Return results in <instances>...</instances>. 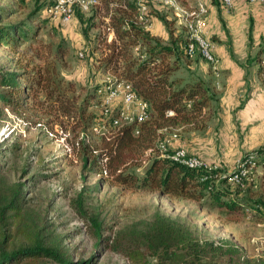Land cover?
I'll return each mask as SVG.
<instances>
[{"label":"trees","instance_id":"obj_1","mask_svg":"<svg viewBox=\"0 0 264 264\" xmlns=\"http://www.w3.org/2000/svg\"><path fill=\"white\" fill-rule=\"evenodd\" d=\"M113 1L121 4L111 6ZM54 2L50 0L40 4L37 9L45 12ZM103 7L110 17L99 34V47L104 50L103 70L132 83L133 90L148 104V120L110 127L115 112L111 117L89 112L90 107L100 104L99 87L78 104L74 96L60 88L53 69L49 67H39L35 76L27 78L29 84L24 85L19 82L20 72H2L0 102L20 116L25 115V108L36 107L45 114L52 129L59 125L61 130L74 133L73 140L67 139L83 168L101 176L97 187L102 182L112 181L130 189L156 190L174 197L197 200L212 193L217 206L239 209L237 200H223L226 192L216 187L221 175L219 168H190L161 156L158 147L173 128L202 127L206 108L215 99L204 80L174 75L185 52L187 36L174 39V33L169 31L171 43L164 44L160 37L136 21L141 7L133 0H104V6H99L96 14L101 15ZM75 14L86 21L77 6ZM146 17L149 18L150 14ZM2 19L0 12V44L9 43L17 36L28 37L27 30H23L21 25H3ZM160 19L166 23L164 17ZM110 31L114 37L109 41ZM172 56L175 57L173 62ZM253 61L258 64L264 81V50ZM41 94L44 98L40 97ZM27 116L30 118L32 114L27 113ZM37 116L43 121L42 116ZM38 120L35 122H41ZM96 123H106L110 127L106 135L100 133L99 142H94L93 136L87 132ZM149 149H153L156 155L139 175L135 167L142 166L144 154ZM257 151L264 154V144ZM173 152V148L168 150L170 154ZM230 175L228 173L222 180L228 182ZM26 190L24 182L11 181L1 173L0 163V264H46L47 261L54 264H94L97 253L85 260L72 259L55 233L48 218V209L33 205L26 197ZM87 200L84 186L70 203L95 240L96 248L122 254L131 264H152L153 259V264H219L217 259L224 256L234 264H264L245 258L239 248L227 241L201 240L187 225L159 211L150 219L132 222L107 236L104 219L99 212L90 210Z\"/></svg>","mask_w":264,"mask_h":264},{"label":"rangeland","instance_id":"obj_2","mask_svg":"<svg viewBox=\"0 0 264 264\" xmlns=\"http://www.w3.org/2000/svg\"><path fill=\"white\" fill-rule=\"evenodd\" d=\"M49 1L0 0L2 24H18L28 32L27 38L17 36L9 43L0 44V74L20 72L19 82L24 85L29 84L27 78L35 76L39 67H49L53 69L60 88L81 104L108 80V75L103 70L104 50L99 47V34L105 29V22H109L110 17L104 7L101 15L96 14L97 8L104 6V0H98L97 7L89 5L81 10L86 21L75 14L70 22L64 23L59 18L49 16L42 9H37L40 4L44 5ZM133 1L141 7V13L144 11L150 14L149 19L156 18L162 22L161 25L164 24L168 34V39L161 38L164 44L171 43L169 31L174 33V39L181 35L187 36L185 27L179 22L169 0ZM206 1L208 11L210 3L226 8L218 0ZM180 2L194 4L195 0ZM244 3L251 4L246 1ZM120 4L118 1L111 2L114 7ZM236 5L237 3L233 7ZM142 6L146 9L142 10ZM161 17H164L166 23ZM220 20L223 22L221 15ZM251 21L253 23L252 19ZM174 58L171 57V62ZM194 58H189L183 52L179 69L174 75L183 79L196 77L188 68V59L195 60ZM262 95H258V98L264 101V90ZM40 97L44 98V94ZM242 104L244 107V100L240 101V105ZM240 105L231 112L224 113V117L221 113L218 119L212 121L210 137L221 153L212 162L208 161L214 168L221 170L216 187L226 192L222 199L237 200L240 203L239 209L217 206L212 193L197 200L174 197L156 190L130 189L112 181L102 182L97 187L101 176L83 168V163L73 152L67 139H72L74 133L61 130L59 125L52 129L45 114L36 107L25 108V115L20 116L2 102L1 173L11 181L24 182L27 186L26 197L31 203L48 209V218L56 235L75 261L91 258L97 253L94 264H131L122 254L105 249L98 250L95 240L86 231L83 220L72 208V198L85 186L88 206L91 211L101 214L107 236L132 222L150 219L159 211L187 225L201 240L216 243L227 241L239 248L245 258L254 263L264 262V154L257 151L264 144V114L258 124L261 125L260 129L257 128V133L253 132L251 126L254 123H245L243 119L244 112L251 114V106L241 110ZM122 106L123 102L118 99L112 107L116 109ZM218 110L222 112L220 106ZM89 112L101 116L102 106L95 104L89 108ZM27 113H31L32 117L28 118ZM37 115L42 116L43 121L38 120ZM37 120L41 122L36 123ZM95 126L99 124H93L87 132L93 136L94 142H99L101 134L94 129ZM173 129L172 132L179 130V137L171 138L172 132L167 134L170 139L169 146L184 148L191 153L188 145L178 144L190 141L192 128L188 126ZM235 134L241 142L240 147L243 142H249L247 149L240 152L234 146L229 148L228 142L234 140ZM251 153H259L258 162L250 168V173L241 183L222 180L225 175L235 170L239 158ZM155 155L156 152H151L150 149L144 154L142 166L135 167L139 175L143 174ZM217 260L219 264H234L229 261L228 256ZM154 262L153 259L152 264ZM46 264L54 263L47 261Z\"/></svg>","mask_w":264,"mask_h":264},{"label":"crops","instance_id":"obj_3","mask_svg":"<svg viewBox=\"0 0 264 264\" xmlns=\"http://www.w3.org/2000/svg\"><path fill=\"white\" fill-rule=\"evenodd\" d=\"M220 15L224 23L220 20ZM161 23L156 18H150L148 30L157 37L168 39L166 27ZM206 32L218 57V67L215 70L205 59L196 56L195 60L188 59L190 62L188 68L196 75L190 79L204 80L215 99L206 108L203 126L190 125L192 128L190 141L178 145H188L191 153L204 158L207 162H212L221 153L210 137L212 121L215 118L218 119L221 113L224 117V113L231 112L240 105L241 100H244V107L242 104L240 109H247L251 106L252 110L251 114L244 112V122L254 123L251 126L253 132L261 127L258 124L264 114V101L259 99L258 95L263 94L264 81L259 73V66L253 59L264 50V6L261 4L248 5L240 0L235 7L226 9L210 3ZM218 106L222 112H219ZM240 117H242L241 114ZM182 128H188V126ZM248 143L243 142L240 147L241 142L235 134L234 140L229 141L228 145L229 148L234 146L241 152L242 149H247Z\"/></svg>","mask_w":264,"mask_h":264},{"label":"built area","instance_id":"obj_4","mask_svg":"<svg viewBox=\"0 0 264 264\" xmlns=\"http://www.w3.org/2000/svg\"><path fill=\"white\" fill-rule=\"evenodd\" d=\"M224 7L230 9L240 0H218ZM251 4H261L264 6V0H243ZM170 5L175 9V14L179 22L185 27L188 43L185 53L189 58L200 56L205 59L216 70L218 67V57L214 52L212 41L207 37L206 20L208 15V4L206 0H195L194 4H181L180 0H169ZM89 5L97 7L98 0H55L54 4L48 7L45 12L52 17L59 18L62 22L68 23L75 15V7L81 10L88 8ZM141 9V8H140ZM146 9L142 6V10ZM148 13L142 11L136 21L148 29L149 18ZM114 37L113 31L109 32V41ZM83 56V53H81ZM108 80L105 84L97 89V95L100 98V106H102V116L111 117L114 112L113 122L110 127H117L122 123L140 124L150 118L149 107L138 94L133 90L132 83L125 79H118L112 74H107ZM121 100L123 106L114 109L116 100ZM95 130L106 135L109 132L106 123H98ZM179 137V130L176 129L171 134V138ZM170 139L166 138L159 142L158 147L161 156L169 157L180 162L190 168H203L211 170L214 167L204 158L189 153L184 148H173V153H168L171 148L169 146ZM153 152V149H150ZM259 154L251 153L238 159L236 168L229 177V181L233 183H241L243 178L250 173V168L257 164ZM219 176L218 178H220ZM227 177V175H225Z\"/></svg>","mask_w":264,"mask_h":264}]
</instances>
